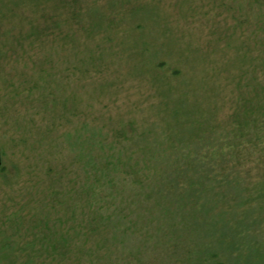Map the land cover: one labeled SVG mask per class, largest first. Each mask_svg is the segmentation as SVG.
<instances>
[{
	"label": "rangeland",
	"instance_id": "374dc122",
	"mask_svg": "<svg viewBox=\"0 0 264 264\" xmlns=\"http://www.w3.org/2000/svg\"><path fill=\"white\" fill-rule=\"evenodd\" d=\"M257 4L0 0V75L18 60V73L48 81L0 84V166L12 178H0V264H57L50 234L66 239L54 243L68 248L59 264H264V146L235 150L220 173L190 163L232 143L245 109L264 106ZM126 158L142 205L114 231L88 230L90 200L102 203Z\"/></svg>",
	"mask_w": 264,
	"mask_h": 264
},
{
	"label": "trees",
	"instance_id": "16d2710c",
	"mask_svg": "<svg viewBox=\"0 0 264 264\" xmlns=\"http://www.w3.org/2000/svg\"><path fill=\"white\" fill-rule=\"evenodd\" d=\"M257 1V8L260 9L258 15H257V21L255 22L256 26H262L264 28V19L261 20V16L264 14V0H254ZM264 16V15H263ZM263 42V41H262ZM3 51V50H2ZM8 51V50H7ZM11 52H13V48L10 50ZM9 52V51H8ZM262 53H264V50H261ZM10 53V52H9ZM21 58V57H19ZM259 59L256 60L257 61V65H261L264 67V55L261 54L260 57H258ZM50 60V59H49ZM36 61V62H34ZM34 66L37 64V66H39V68H42V65H47V58L45 59H39L34 60ZM15 64H12L11 69H9L6 72V75L3 73L5 68H6V64L3 65L2 70H1V75H0V84L3 87H7L5 84H8L7 88H26L23 84H25L28 88H39L42 85H48V81L42 79V82L44 84H39L38 79L36 80V78H32L30 76H28L27 74H20L18 73V69L20 68V61L18 60H14ZM27 65V64H26ZM50 66H52L51 64H49ZM2 64L0 65L1 68ZM41 73V70L39 71V74ZM43 74L45 75V71L43 70ZM54 75V74H53ZM41 77L43 78V75L41 74ZM58 77L57 78H53L52 79V83L50 84L51 86H55V87H59L58 85ZM17 83V84H15ZM263 92V96L262 98L264 99V88L260 89V93ZM254 111L256 112H260L261 114L258 116L255 114H252ZM244 116L242 119H240L238 122V127L236 126V132H235V136L232 139V143H227L226 147L224 148H220V142H217V148H211L213 149V156L211 157L210 155H203V157H198L195 158V156H193L192 158V162H190L193 166L195 167H199L202 168V164L206 163V165L210 166H215V170L217 172H219L218 170H224L223 165H226L229 163L228 160H237V156H235V150L237 149H242L243 146H249L250 148L255 149L256 151H260L261 149H263L264 146V106H259L257 104H253L250 107H247L245 109V111L243 112ZM55 124V123H54ZM52 125V124H49ZM219 149V150H218ZM225 149H229V151L226 153L227 155H225L223 153V151H225ZM161 155H159L160 157ZM159 157H155L156 164L157 166H159L161 163V160ZM132 159H134L131 156ZM162 158V156H161ZM185 159L187 157L185 156H180L179 159ZM206 158V159H204ZM127 162L125 161H120L119 163L121 164V166L124 167V170H122V174L121 175H113L112 177H109L110 183H105L106 184V188H104L105 190V198L104 200H102L99 204L98 201L95 200V198L92 200H90V204L92 205V211H93V220L95 221V219L100 221V224L98 223H94L93 220H91V224L89 226H86V228L88 230H92L93 232L97 231V229L99 228L100 225H103V228L99 229V230H103V229H110V230H115V227L110 228V225H114L111 224V221L115 222L114 219H121L125 216V214H129V213H135L137 210H139L140 206L142 205L141 202H136L135 199H132V195L133 193H131L132 191V187L134 185H139V187L141 188V184H142V179H140L138 177L139 175V170H137V162L139 163H147L148 158H142L141 160H139L137 158V162L135 163H129V159L126 158ZM160 161V162H159ZM222 165V167H221ZM137 166V167H136ZM219 166V167H218ZM141 168V170L143 171L144 169L149 170L150 167L147 164H143L139 167ZM223 168V169H222ZM226 172V170H225ZM224 172V173H225ZM220 173V172H219ZM6 176L7 177V182L5 183V185H8L10 180H12V178H9L8 175L6 174V169L3 166H0V178ZM121 176V177H120ZM179 175H175V177H178ZM171 177H173V175H171ZM174 177V178H175ZM226 178V177H225ZM173 179V178H172ZM227 179H232V178H227ZM241 178L238 176L236 178V181L240 180ZM100 180V178L98 179V181ZM97 181V183H99ZM228 181V180H227ZM230 181V180H229ZM118 182V183H117ZM127 183V186L129 188V191L127 193L126 196L123 195V191L125 189H127L126 187H124V183ZM111 183H113L114 187H111ZM229 184V183H228ZM227 184V185H228ZM10 185V184H9ZM90 192V193H89ZM88 194H91V191H89ZM118 197L121 198L118 199ZM115 198L118 199L121 202H126L125 205H117ZM101 199V198H100ZM109 199L112 201L110 202ZM262 199V198H260ZM130 200V201H129ZM146 210L151 211H155L156 210V206L152 203H147L145 205ZM74 210V209H73ZM72 210V211H73ZM73 214H77V212L73 213ZM13 219L15 220L12 224H14V226H16L18 229L20 228V224H21V220H23L21 218V216H19V212H14L13 213ZM17 217V218H16ZM8 220V219H7ZM11 224V222H10ZM46 224V223H45ZM47 225V224H46ZM13 226V225H11ZM109 227V228H108ZM11 228V227H10ZM17 230V229H16ZM14 234V233H13ZM48 234H50V231H48ZM53 234H50V243L52 244V248L49 250L48 254L52 257V260H54V262L57 264H59L60 259L63 258V256H65L67 254V250L68 248H66L67 250H64L63 248H58L56 246V244L54 243H61L62 241L65 242L66 239L64 238H58V237H53ZM66 244H69V242H67ZM65 244V245H66ZM65 247V246H63ZM53 251V252H51ZM4 257V256H3ZM33 261V259H32ZM32 261L27 260L25 264H35Z\"/></svg>",
	"mask_w": 264,
	"mask_h": 264
},
{
	"label": "water",
	"instance_id": "95a60500",
	"mask_svg": "<svg viewBox=\"0 0 264 264\" xmlns=\"http://www.w3.org/2000/svg\"><path fill=\"white\" fill-rule=\"evenodd\" d=\"M0 164H1V156H0Z\"/></svg>",
	"mask_w": 264,
	"mask_h": 264
}]
</instances>
